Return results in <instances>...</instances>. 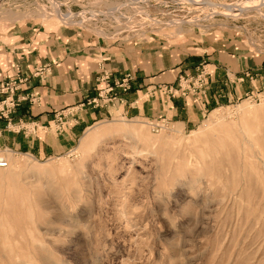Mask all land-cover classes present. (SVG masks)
<instances>
[{"label": "rangeland", "instance_id": "1", "mask_svg": "<svg viewBox=\"0 0 264 264\" xmlns=\"http://www.w3.org/2000/svg\"><path fill=\"white\" fill-rule=\"evenodd\" d=\"M30 28L166 43L220 34L264 59V0H0L1 35ZM258 72L232 100L206 101L210 75L204 94L161 85L206 104L190 122L119 113L61 154L0 147V264H264ZM160 119L168 127L152 129Z\"/></svg>", "mask_w": 264, "mask_h": 264}, {"label": "crops", "instance_id": "2", "mask_svg": "<svg viewBox=\"0 0 264 264\" xmlns=\"http://www.w3.org/2000/svg\"><path fill=\"white\" fill-rule=\"evenodd\" d=\"M204 58L211 77L209 102L239 98L257 84L258 71H264L259 54L246 53L239 41L220 34L202 40L188 35L172 43L156 37L105 41L84 34L55 36L37 28L20 36L0 34V80L13 76L17 65L23 74L49 66L42 79L30 78L21 85L17 96L26 99L11 120L0 116V147L35 155L61 154L94 123L119 113L190 122L206 104L165 96L160 86L175 84L181 74L193 73ZM100 63L114 79L131 72L132 87L119 105L83 106L98 94ZM20 124L25 129H20Z\"/></svg>", "mask_w": 264, "mask_h": 264}, {"label": "built area", "instance_id": "3", "mask_svg": "<svg viewBox=\"0 0 264 264\" xmlns=\"http://www.w3.org/2000/svg\"><path fill=\"white\" fill-rule=\"evenodd\" d=\"M100 74L98 76V94L88 99L82 105H90L93 107H103L116 103H123L122 95L130 91L134 75L131 72L125 73L121 78L114 79L112 74L103 64H99ZM13 76H5L0 80V116L11 120V116L15 113L20 103L25 97H18L17 92L21 89V85L30 78H43V73L49 71V66H41L35 68L29 74H23L24 71L20 65L15 66ZM210 75L209 64L207 61H201L194 67L193 73L181 74L177 80L176 86H170L169 91L174 95H198L204 94L207 90L208 79ZM33 99V97H32ZM63 116H59V121ZM169 122L166 119L152 122V129H163L168 127ZM20 129H25L20 124ZM8 165L5 158H0V167Z\"/></svg>", "mask_w": 264, "mask_h": 264}, {"label": "bare ground", "instance_id": "4", "mask_svg": "<svg viewBox=\"0 0 264 264\" xmlns=\"http://www.w3.org/2000/svg\"><path fill=\"white\" fill-rule=\"evenodd\" d=\"M258 1H260V0H258ZM255 2H256V0H255ZM251 6H248V7H244V8H242L241 10H239V11H237V10H231L232 12H243V11H246V10H248L249 8H250ZM257 8V7H256ZM258 9V8H257ZM94 132V131H93Z\"/></svg>", "mask_w": 264, "mask_h": 264}]
</instances>
